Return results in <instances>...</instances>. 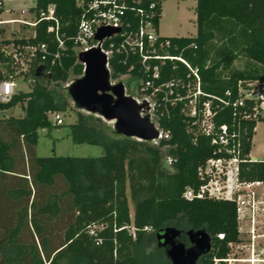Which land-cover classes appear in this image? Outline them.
<instances>
[{"label": "trees", "instance_id": "1", "mask_svg": "<svg viewBox=\"0 0 264 264\" xmlns=\"http://www.w3.org/2000/svg\"><path fill=\"white\" fill-rule=\"evenodd\" d=\"M195 1L196 33L166 37L169 54L198 69L201 88L209 97L223 96L227 90L235 97L239 80L264 79V0ZM49 4L66 41L62 65H52L50 56L44 63L35 60L30 73L36 79L30 90L0 100V264H169L157 234L170 226L181 231L185 242L189 229L210 234L212 249L197 264L225 258L228 243L240 240L235 204L183 197L186 187H198L197 167L213 156V147L204 136L193 142L180 104L169 107V116L160 119L170 138L158 145L124 136L109 138L105 131L87 127L79 113L77 122L70 124L74 141L101 145V155H36L38 131L55 124L48 113L67 105L49 84L83 72L69 41L81 7L77 0H35L31 9L39 14ZM53 24L38 20L35 37L14 41L46 43L53 52L56 46L48 31ZM11 65V60L6 63L7 73L0 71V82L17 77ZM110 65L113 78L126 72L117 57ZM161 72L163 79L185 80L188 70L179 61L167 60ZM17 105L22 116L4 115ZM232 114L225 107L216 115L217 123L230 124ZM245 124L244 152L249 154L254 122ZM164 146L175 159L172 170L162 161ZM240 169L242 179L264 181V160H247ZM127 190L134 204L132 217Z\"/></svg>", "mask_w": 264, "mask_h": 264}, {"label": "built area", "instance_id": "2", "mask_svg": "<svg viewBox=\"0 0 264 264\" xmlns=\"http://www.w3.org/2000/svg\"><path fill=\"white\" fill-rule=\"evenodd\" d=\"M7 1L10 0H0V58H8V62L11 60L17 65L18 74L30 72L35 60L44 63L47 56H50L52 65H62L67 46L59 21L53 15V4L37 14L31 9L34 5L16 10L13 6L7 7ZM77 4L82 12L76 32L69 40L71 49L77 56L78 52L100 44L107 55L110 71V60L115 57L126 65V72L115 78L111 76L112 81H117L120 76L137 80L135 97L139 101H148L151 119L160 128L159 138L154 144L170 138L169 131L163 130L159 121L163 116H169V107L178 104L187 121V130L193 135V142L198 136L209 139L213 156L197 167L199 185L197 188L186 187L183 197L187 200L207 198L234 202L237 223L246 222L247 228L243 232L248 239L246 244L241 242L240 236L239 241L229 242L226 257L214 258V264L221 261L225 264H264V181H248L240 175L241 163L251 160L244 152L245 123L254 122V131L256 124L264 120V79L239 80L235 97L231 90L223 96L209 97L201 88L198 69L167 51L170 40L159 32L162 3H145L142 0H91L84 3L77 0ZM41 19L54 21L48 27L56 46L53 52L48 50L46 43L21 44L6 36V28L17 25L30 29L29 35L19 39L33 38ZM100 27L119 31L99 41L96 33ZM167 60L179 61L187 68L185 80L180 77L163 79L161 71ZM15 86V79L0 82V100L8 101L15 92ZM225 107L232 109L234 118L230 124L217 123L216 115ZM48 116L53 117L56 125L63 124V118L57 111L49 112ZM164 161L172 165L175 159L168 155ZM144 229L150 230L147 226ZM218 237L223 238V234H218Z\"/></svg>", "mask_w": 264, "mask_h": 264}, {"label": "water", "instance_id": "3", "mask_svg": "<svg viewBox=\"0 0 264 264\" xmlns=\"http://www.w3.org/2000/svg\"><path fill=\"white\" fill-rule=\"evenodd\" d=\"M118 31L100 27L96 39L101 41ZM77 59L83 65V72L67 86L73 105L111 122L116 136L154 144L159 138L160 128L151 119L148 101H139L134 94H128L122 80L112 81L108 58L100 44L78 52ZM180 235L181 231L174 226L157 234L158 243L166 248L171 264H197L200 257L212 249V238L205 229L187 231L188 247L177 241Z\"/></svg>", "mask_w": 264, "mask_h": 264}, {"label": "rangeland", "instance_id": "4", "mask_svg": "<svg viewBox=\"0 0 264 264\" xmlns=\"http://www.w3.org/2000/svg\"><path fill=\"white\" fill-rule=\"evenodd\" d=\"M35 0H10L7 1V7L13 6L14 9L18 10L24 7H29L34 4ZM195 1L194 0H165L162 2V14L159 20V32L163 36H193L196 32V14H195ZM15 32V34L13 33ZM29 28H20L17 25L8 26L6 28V36L17 40L21 37L29 35ZM10 62V61H9ZM0 60V71L7 73L6 63ZM25 62V61H24ZM26 64V63H25ZM17 74L15 92L18 91H28L30 90L31 84L35 81V77L32 73L28 72L26 74H18L17 65H11ZM25 66H28L26 64ZM79 75H74L69 73L68 79L64 82H52L49 84V88L54 92L57 98L63 99L67 102L62 110L57 111L63 118V124L56 125L40 129L38 131L37 144L35 146V153L38 156H50V155H62V156H99L103 153V148L101 145L92 144L88 142L77 143L74 141V137L71 133L70 124L76 123L78 120L79 113L83 117V121L87 127L95 128L97 130H102L107 133V137H118L112 132V123L103 120L101 117L90 114L86 111L76 108L68 93L67 86L73 81L74 78ZM118 80H122L125 84L126 92L128 94L137 95V80L126 76H120ZM5 116H15L19 117L23 115L22 108L17 105L14 108L8 110L4 114ZM51 123L53 122V117L48 116ZM168 147H162V161H164L168 155ZM256 156V153H254ZM169 170L173 169V166L163 162ZM127 197L129 202L130 215L133 216L134 204L130 198V193L127 190ZM242 232L239 233L241 242L247 243V234L243 231L247 228L245 221L241 224ZM169 264L170 260H169Z\"/></svg>", "mask_w": 264, "mask_h": 264}, {"label": "crops", "instance_id": "5", "mask_svg": "<svg viewBox=\"0 0 264 264\" xmlns=\"http://www.w3.org/2000/svg\"><path fill=\"white\" fill-rule=\"evenodd\" d=\"M181 1H186V0H181ZM195 6H196V3H195ZM161 9H162V5H161ZM161 14H162V10H161ZM254 153H256V156L254 155ZM248 155L253 161L254 160H264V120L259 121L254 128L251 148H250ZM238 226H239L238 227L239 232L241 233L242 232L241 224Z\"/></svg>", "mask_w": 264, "mask_h": 264}, {"label": "flooded vegetation", "instance_id": "6", "mask_svg": "<svg viewBox=\"0 0 264 264\" xmlns=\"http://www.w3.org/2000/svg\"><path fill=\"white\" fill-rule=\"evenodd\" d=\"M180 237H181V235L177 238V241L180 242V243L185 244V246L188 247V246L190 245V243H189V236L186 234V237H187V238H186V240H187L186 242L183 241V240H181ZM165 249H166V248H165ZM205 255H206V254H205ZM205 255H203V256H205ZM203 256H201L200 259H201ZM200 259H199V260H200ZM199 260H198V261H199ZM197 263H198V262H197Z\"/></svg>", "mask_w": 264, "mask_h": 264}]
</instances>
